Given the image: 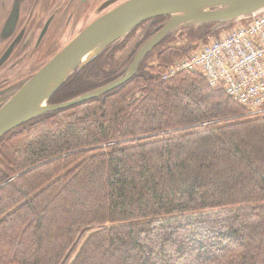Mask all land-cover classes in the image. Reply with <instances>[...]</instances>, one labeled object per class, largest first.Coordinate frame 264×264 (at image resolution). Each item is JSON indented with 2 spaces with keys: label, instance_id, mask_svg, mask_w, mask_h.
I'll return each mask as SVG.
<instances>
[{
  "label": "trees",
  "instance_id": "trees-1",
  "mask_svg": "<svg viewBox=\"0 0 264 264\" xmlns=\"http://www.w3.org/2000/svg\"><path fill=\"white\" fill-rule=\"evenodd\" d=\"M210 27L0 137V264H264V113L163 78ZM94 85L73 73L53 101Z\"/></svg>",
  "mask_w": 264,
  "mask_h": 264
},
{
  "label": "water",
  "instance_id": "water-1",
  "mask_svg": "<svg viewBox=\"0 0 264 264\" xmlns=\"http://www.w3.org/2000/svg\"><path fill=\"white\" fill-rule=\"evenodd\" d=\"M264 11V0H123L92 19L66 44L31 74L5 88L0 97V137L9 130L45 112L98 97L126 82L140 62L166 36L211 25L212 30ZM166 16L161 28L137 48L129 69L99 86L61 102L51 96L75 72L122 41L143 21Z\"/></svg>",
  "mask_w": 264,
  "mask_h": 264
},
{
  "label": "flooded vegetation",
  "instance_id": "flooded-vegetation-1",
  "mask_svg": "<svg viewBox=\"0 0 264 264\" xmlns=\"http://www.w3.org/2000/svg\"><path fill=\"white\" fill-rule=\"evenodd\" d=\"M121 1L0 0V97L5 88L37 70L82 27ZM166 19V16H157L143 21L122 41L109 45L74 73L94 81V87L122 75L132 64L137 48ZM54 94L50 103L65 100L53 101Z\"/></svg>",
  "mask_w": 264,
  "mask_h": 264
},
{
  "label": "built area",
  "instance_id": "built-area-1",
  "mask_svg": "<svg viewBox=\"0 0 264 264\" xmlns=\"http://www.w3.org/2000/svg\"><path fill=\"white\" fill-rule=\"evenodd\" d=\"M227 34L204 42L174 60L163 72L167 79L180 71L204 75L222 88L247 113H264V11L237 20Z\"/></svg>",
  "mask_w": 264,
  "mask_h": 264
},
{
  "label": "rangeland",
  "instance_id": "rangeland-1",
  "mask_svg": "<svg viewBox=\"0 0 264 264\" xmlns=\"http://www.w3.org/2000/svg\"><path fill=\"white\" fill-rule=\"evenodd\" d=\"M238 22L237 21H233V22H230L229 24H226L220 28H217L215 30H212V28L210 27L209 28V33L204 35V36H200V37H196V38H192L191 39V44L195 45L196 47L192 48V50L188 51L187 53L193 51L194 49H197L199 46H201L202 43L208 41L209 39L211 38H214V37H220L222 35H225L227 34V32L234 28L235 26H237ZM201 27V26H200ZM198 28V27H197ZM197 28H192V29H197ZM191 30V29H189ZM189 30H184L182 32H180L179 34L173 36L175 39H177L178 42H184L186 39H189V37L187 36ZM200 34V33H198ZM186 53V54H187ZM155 53H153L149 60H155Z\"/></svg>",
  "mask_w": 264,
  "mask_h": 264
}]
</instances>
